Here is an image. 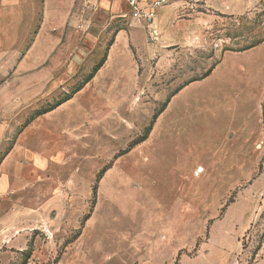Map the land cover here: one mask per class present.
I'll use <instances>...</instances> for the list:
<instances>
[{"label": "rangeland", "instance_id": "rangeland-1", "mask_svg": "<svg viewBox=\"0 0 264 264\" xmlns=\"http://www.w3.org/2000/svg\"><path fill=\"white\" fill-rule=\"evenodd\" d=\"M164 6L0 0V264H264V0Z\"/></svg>", "mask_w": 264, "mask_h": 264}, {"label": "built area", "instance_id": "built-area-1", "mask_svg": "<svg viewBox=\"0 0 264 264\" xmlns=\"http://www.w3.org/2000/svg\"><path fill=\"white\" fill-rule=\"evenodd\" d=\"M131 17L140 24L146 25L151 34L157 36L156 19L158 10L166 4V0L144 2L142 0H126Z\"/></svg>", "mask_w": 264, "mask_h": 264}, {"label": "crops", "instance_id": "crops-1", "mask_svg": "<svg viewBox=\"0 0 264 264\" xmlns=\"http://www.w3.org/2000/svg\"><path fill=\"white\" fill-rule=\"evenodd\" d=\"M143 1V0H142ZM152 2V1H151ZM164 7H166V6H162L160 9H159V11H158V14H157V19H156V26H157V28H158V26H159V23L161 22V20H163L164 19V17H165V15H167V19H169V17H170V15L168 14L169 12L170 13H172L171 12V10H167V8L166 9H164ZM165 10H167V11H165ZM130 14V13H129ZM142 26H143V28H145L146 27V25H143V24H141ZM147 28V27H146ZM145 28V29H146ZM136 31H137V29L135 28V27H131L129 30H127V29H121V30H119V32H117V34H116V41H115V43H114V41H113V43H111V45H110V47H109V50H110V48L112 47V48H114V47H118V45H119V43H118V40L121 38V37H123V35H125V34H128V32L129 33H131V34H135L136 33ZM108 49L106 50V59H105V61L103 62V64L97 69V71L94 73V75L91 77V78H87L86 79V84L87 83H89L91 80H93L96 76H98V72L100 71V70H102L103 69V67H104V65L106 64V61H107V59H108V51H109ZM104 55V56H105ZM103 56V57H104ZM102 57V58H103ZM102 58L99 60V62L98 63H96L94 66H93V70H94V68L97 66V64H99L100 63V61L102 60ZM90 76V75H89ZM88 76V77H89Z\"/></svg>", "mask_w": 264, "mask_h": 264}, {"label": "trees", "instance_id": "trees-1", "mask_svg": "<svg viewBox=\"0 0 264 264\" xmlns=\"http://www.w3.org/2000/svg\"><path fill=\"white\" fill-rule=\"evenodd\" d=\"M263 41H264V38H263V39H260V40H257V41H254V42H252V43H250V44L244 46L243 48H240V51H242V50H246V49H251V48H253V47H255V46H258V45L261 44ZM105 59H106V55L102 58V60L100 61V63L97 64V66H96V67L94 68V70H93V73H91V75L88 77V79L91 78V77L94 75V73L97 71V69L103 64V62L105 61ZM213 69H214V68H213ZM211 71H212V69H211ZM211 71H210V72H211ZM210 72H207V74H206L205 76L209 75ZM186 85H187V84H185V85L179 87V91H180L184 86H186ZM167 103H168V102H167ZM167 103L164 105L163 109L166 107ZM163 109H161V110L159 111V113H156V114L154 115V120H156V119L158 118V116H159L160 113L163 111ZM153 125H154V123L151 124L150 130H149V133H150V131H151ZM147 137H148V135H146V136L142 139L141 142L145 141V140L147 139Z\"/></svg>", "mask_w": 264, "mask_h": 264}]
</instances>
